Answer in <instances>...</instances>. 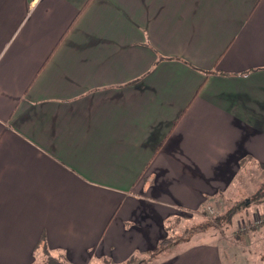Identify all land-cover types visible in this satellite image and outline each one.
Instances as JSON below:
<instances>
[{
    "label": "crops",
    "instance_id": "obj_1",
    "mask_svg": "<svg viewBox=\"0 0 264 264\" xmlns=\"http://www.w3.org/2000/svg\"><path fill=\"white\" fill-rule=\"evenodd\" d=\"M259 170L264 0H0V264H134Z\"/></svg>",
    "mask_w": 264,
    "mask_h": 264
},
{
    "label": "rangeland",
    "instance_id": "obj_2",
    "mask_svg": "<svg viewBox=\"0 0 264 264\" xmlns=\"http://www.w3.org/2000/svg\"><path fill=\"white\" fill-rule=\"evenodd\" d=\"M246 177L249 180L246 181L247 185H259V188L251 187L224 205L212 204L209 206L210 209L206 208L196 213L192 219L184 215L179 218L180 223L171 222V232L176 228L179 232L171 233V237L179 241L177 244L179 250L187 245L181 243L182 239L209 229L208 237L197 236L191 240V244L218 240L225 250L228 264L232 261L245 264L246 260L243 259L245 257H250L253 264H264V170L248 173ZM242 201L245 206L241 212L230 224L226 223L223 218L226 210ZM243 226L246 227L245 230H242ZM140 259H134V264H138ZM150 259V256L144 257V264H150L153 261L148 263Z\"/></svg>",
    "mask_w": 264,
    "mask_h": 264
},
{
    "label": "trees",
    "instance_id": "obj_3",
    "mask_svg": "<svg viewBox=\"0 0 264 264\" xmlns=\"http://www.w3.org/2000/svg\"><path fill=\"white\" fill-rule=\"evenodd\" d=\"M245 206V204L242 202L234 205L232 208H229L226 213L223 215L224 221L228 224H230L233 220V218L239 213L241 212V210L243 209V207ZM210 208V207H209ZM178 240L169 237L163 241H161V243L158 245V247L152 251L148 256H150V260H148L147 262L150 263L152 260H154L157 256H159L160 254L168 251L169 249L173 248L174 246H176L178 244ZM134 261V258L131 259V261H129L130 263H132ZM145 260H140L138 264H144ZM40 264H67L66 262H64L62 259L60 258H56L53 257L51 255V253L49 252L48 249H45L44 251V259L42 260V262ZM113 264V263H111Z\"/></svg>",
    "mask_w": 264,
    "mask_h": 264
},
{
    "label": "built area",
    "instance_id": "obj_4",
    "mask_svg": "<svg viewBox=\"0 0 264 264\" xmlns=\"http://www.w3.org/2000/svg\"><path fill=\"white\" fill-rule=\"evenodd\" d=\"M245 229H246V227L243 226V227H242V230H245Z\"/></svg>",
    "mask_w": 264,
    "mask_h": 264
}]
</instances>
